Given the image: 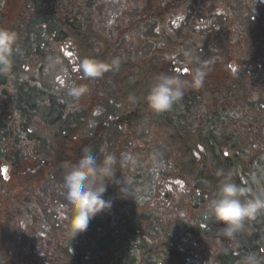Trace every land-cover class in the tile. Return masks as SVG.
<instances>
[{
  "label": "trees",
  "instance_id": "trees-1",
  "mask_svg": "<svg viewBox=\"0 0 264 264\" xmlns=\"http://www.w3.org/2000/svg\"><path fill=\"white\" fill-rule=\"evenodd\" d=\"M99 1L102 0H3V4L0 6V28H6L17 35L11 74H0V105L7 103L9 108L18 116L16 119H12V126L11 123L6 126L0 120V144L6 141L5 144L7 145H16L20 135H24L26 142L31 143L34 140V132L28 133L24 130L28 128L31 122L44 124L43 126L52 130L55 136V145H46L49 152L53 153L52 158L48 155L43 158V160L51 162L50 168L56 164L67 165L66 162L69 163V159L66 157L67 151L64 152L65 150L61 148L63 141L68 140L70 143L68 137L71 134H79L80 131L83 132L84 136L89 134L87 127L92 126V123L84 117L85 113H81L78 117V113L72 109L71 104L68 106L60 103L46 95V92L36 83L23 78L22 67L33 62L39 67L41 60L54 44L65 41L70 35L69 33L76 35L81 33L83 25L92 21L94 4H98ZM147 1L149 0H129V3L123 4L125 9L119 19L124 21L125 26H131L129 35L125 37V42L132 41L141 44L146 38L144 32L141 34L138 28L141 25H144L145 29L148 28V25L154 26L155 29L151 35L154 53L166 51L167 59H170V54L171 60L184 54V59L188 64L185 65L186 68L183 71H179L180 79L185 81L184 94L169 110L161 112L162 120L176 134H194L198 142L207 149L205 153L209 154L210 157V161L207 159V162L214 164L213 166L220 165L223 170H226L233 168L235 164L239 166L241 163L242 166H245L255 161L260 170L262 168L264 170V158L261 156L264 154V10H252L254 19H252L250 31L252 33L253 30L251 35L253 38L247 37L248 34L245 33L247 30L242 31L244 34L231 31L226 32L224 37L223 34L213 36L223 37L236 46L240 41L242 44L245 38L252 40L251 47L243 54L239 64L234 66L236 58L231 55L225 58L218 54L206 55L201 51H196L199 49V41L196 35L197 27L202 28L204 26L196 24L198 21L194 20L193 16H190L191 22L187 20L186 29L180 28L177 33H172L165 27H158L159 24L168 25V22H180L183 17H178V14L184 15L182 12L185 7L191 10L192 6L189 7V5L194 3L198 5L200 1L203 3L219 1L221 7L217 8L218 14L222 15L230 8V11L227 12L229 17H237L236 10L232 8V0H153L155 4L151 9H149V2ZM11 2H14V5H11ZM219 2L216 3L218 6ZM19 3L21 8L17 9L12 17L11 10L6 9L7 5L17 7ZM226 4L228 5L226 6ZM262 5L264 7V3ZM208 33L210 32L208 31ZM123 36L125 35L122 34L114 40L112 44L114 50L98 51L96 56L91 59L100 61L101 58L106 57L105 63H110L112 56L109 55V52H112L114 57L119 55L121 45L116 44V41ZM100 37L105 38L106 35L101 34ZM242 38L243 40H241ZM156 62L158 63V61ZM129 64L132 65L133 69L136 66L135 63H131L127 59L122 63L123 66ZM198 67L205 71V75L203 84L194 87L192 84L193 73ZM189 68L190 71H187ZM231 68L234 69V72ZM113 69L115 67L105 71L104 75ZM91 85L97 89L92 95V100H107L100 90L99 81ZM209 89L210 93L207 94ZM109 104L113 105L110 102ZM106 112L101 113L110 115L106 118H100L96 123L97 127H94L93 132L89 134L93 137L88 142L90 151L93 149L94 152H97L100 131L113 128L114 133L116 132L119 136L123 128L132 127L138 121L139 110L120 112V116H113V112H108V110ZM93 114L95 115V112ZM99 114L98 112L96 116L98 117ZM110 117L114 118L113 121L107 122ZM17 123L20 125V129L17 127ZM123 137L127 138V136ZM224 147L228 149L227 151L233 152L232 158L228 155L224 157L225 154L223 156ZM42 153L45 154L46 152L43 151ZM33 155L36 159L40 158L37 152ZM28 158V154L21 150L0 152V162H6L11 166V177L15 172L20 174L18 173L19 169L24 167L22 164L32 163L27 161ZM28 174V172L25 173V175ZM198 175L202 178L206 189L209 186L214 187L216 183L219 186L222 181V178L217 180L213 170H209L204 164ZM43 177L44 175L40 174L39 178L43 180ZM51 179L49 178V181ZM260 181L262 185L260 183L259 185L264 188V179ZM47 184L48 182H45L42 185V190ZM246 184V187H249V183L246 182ZM40 191L38 188L30 189L28 195L32 192L42 193ZM1 192L0 190V230L6 235L11 226L18 225L17 222L23 218L24 213L18 210L22 208L26 198L21 196L14 198L13 196L14 202L11 203L7 200L12 192L10 190ZM197 203L198 207L202 204V200H198ZM255 218L245 220L242 230L236 233L233 239L226 237L227 243L232 246L222 254L225 256L222 264H242V257L251 252H255L262 258L261 251L258 253L256 252L257 248H253L252 242L255 239L251 236L257 232L259 237L256 240L260 239L261 243L264 242V218L261 217L258 220ZM251 223L253 226L251 232L246 235L243 231ZM0 249L5 251L4 244L0 243ZM166 251L173 254L169 247L166 248ZM19 252L21 253V251ZM22 259L20 260L21 264H27L26 256L22 255ZM9 260H12V256L4 253L2 264Z\"/></svg>",
  "mask_w": 264,
  "mask_h": 264
},
{
  "label": "rangeland",
  "instance_id": "rangeland-1",
  "mask_svg": "<svg viewBox=\"0 0 264 264\" xmlns=\"http://www.w3.org/2000/svg\"><path fill=\"white\" fill-rule=\"evenodd\" d=\"M147 2H149V9H151V7L155 4V1L153 0H149ZM217 2L219 1H216V3ZM232 2V8L236 10L235 14L237 17H229L227 12L230 11V8L222 15L218 14L217 8L221 7L220 2L218 6V4L213 2L203 3L200 1L198 5L195 3L190 4L189 7L192 6L191 10L186 7L183 9V12L179 10L184 13V15L181 13L178 14V17H183L180 22H168V25L159 24L158 27H165L170 30V32L177 33L180 31V28L186 29L187 20H190L191 22L192 19L190 16H193L194 20L198 21L196 24L204 26L202 28L197 27L198 32L196 35L197 40L199 41V49L196 51H201V53L206 55L218 54L225 58L231 55L236 58V62L233 65L237 66L241 61V57L244 56L243 54H245L246 50L251 47L250 45H252L253 42L252 40L245 38L242 44H240V41L236 46L223 37L226 35V32L228 33L232 31L244 34L242 31L247 30L245 32L248 34L247 37L253 38V36H251L253 30L252 33L250 31L251 23H253L252 19H254L252 10H264V7H262L264 0H232ZM124 3H129V0H102L99 1L98 4H94L95 9L92 13V21L83 25L81 33H78V35L69 33L70 35L65 41L54 44V46L41 60L40 65H38L40 66V72H37V65L34 62L28 63L22 67L23 78L36 83L44 92H46V95H49L51 98L59 101L60 103L67 104L68 106L71 104L72 109L78 113V117L81 113H85L84 117L91 123L97 121L98 117L104 118L107 114H103L101 112L107 113V110L108 112H113V116H120V112L125 113L139 110L137 114L138 121L136 124L129 128H123L119 136L116 132L114 133L113 128L104 134L99 133L98 144L103 145L101 149L102 152L105 151V154H99L97 158L98 160H103L104 156L108 155V153L112 155L111 150H113L114 147L125 146L124 151L121 149L116 150V153H118V156L120 157L118 161L119 163L114 166L117 171L116 176L118 178L120 177L122 180L128 177L133 178L128 179L127 186L129 191L131 190L132 193L139 192L147 196L148 200L146 201V204L148 207L144 206L143 209L148 208L150 210L156 206L152 203L149 197L155 200V193L157 192H160L161 194L167 193L169 197L174 198H180L182 194L187 193V187L190 185V179L187 173L182 174L181 170L184 169L189 173L190 171H193V177L196 184H198L201 181L196 178L203 164L206 165L209 170H213V174L217 180L221 178L223 180L224 175L231 173V179L236 184L246 187V182H248L249 187L246 188H250L253 194H264V188L260 186L262 185L260 180L264 179V170L263 168L260 170L255 161H252V163L245 166H242L241 163H239V166L235 164L233 168L226 170H223L220 165L213 166L214 164H209L207 162V159L210 161L209 154L205 153L207 149L198 142V139L194 137V134L174 133L173 129L160 117L161 112L156 113L147 106L145 98L149 93L150 88L156 82V78L160 74L179 76V71H183L188 64H186L184 54H181L180 56L178 55L176 58L171 60L170 54V59H167L168 54L166 51H161L158 54L154 53V47L152 46L153 39L151 37L152 32L155 29L154 26L150 27V25H148V28L145 29V26L141 25L138 28L141 34L144 32V37L146 38V40H144L141 44L133 43L132 41L125 42V37L129 35L131 26H125L124 21L119 19V16L125 9L123 5ZM2 4L3 0H0V6H2ZM11 5H14V2H11ZM20 5V3L17 7H9V5H7L8 7L6 9L11 10V16L13 17L17 9L21 8ZM227 5L228 4H226V6ZM159 20L162 21V19ZM171 27L174 28L172 29ZM208 31L210 33H208ZM101 34H105L106 37L101 38ZM122 34L125 36L121 39H117L116 41V44L121 45V52L119 55L114 57L113 53L109 52V55L112 56V60L114 58L119 59L120 62L118 67H115L112 71L106 72L105 75L103 73L101 76L96 78H81L79 68L80 71L83 72L81 67L82 63L96 56L98 51L106 49L114 50V46H112V44L114 40ZM217 34H223V37H213ZM241 40H243V38ZM235 42L238 41L235 40ZM126 59L131 61V63L136 64L134 69L130 64L126 66L122 65L123 61ZM105 60L106 57L100 59L102 62H105ZM112 60L109 64H111ZM156 61H158V63ZM190 68L187 69V71H190ZM232 72H234V69H232ZM97 81H99L101 85L100 90H102L103 95L107 98V100H92V95L97 89L91 84H94V82ZM72 86H84L87 91L79 98H75L68 94L69 88ZM209 93L210 89L207 91V94ZM109 102L113 105H110ZM0 112L4 114V118H1V122L7 126L8 123H11V120L10 118H7L6 115L12 113L13 111L9 108L7 103H4L0 105ZM94 112L95 115L93 114ZM98 112L100 114L97 117L96 114ZM43 125L44 124L39 122H35V124L32 125L35 128L36 134L34 135L40 136V139L42 140V144L39 148L40 151H37L38 156L40 157L39 160L37 159V162L39 163L44 161L43 158H46V155L52 158L53 153L49 152L46 145H55L54 133L52 130H48L47 127H44ZM93 128L94 126L87 127L89 130H92ZM130 130L131 133L129 132ZM72 136L73 134L68 137L70 142L72 141ZM123 136H127V138ZM130 142L134 144H129ZM5 143L6 141L2 142V144ZM145 143L147 145L146 151H142L139 145ZM133 147H136L138 150L135 151L132 149ZM227 150V148L222 150L223 156L225 154L224 157L228 155V157L232 158L233 152ZM43 151L46 153L43 154ZM27 154L29 156L27 161H31L34 155L31 153ZM68 156L70 155L68 154L66 156L67 159ZM261 156L264 158V154ZM127 161L132 165V169L122 168ZM32 163L22 164L24 167L19 169L18 173L20 174H16V172L14 173L9 181L10 185L14 178H19L20 182L25 181L29 183L22 184L21 186L23 187L31 185L30 183L35 180L37 185L35 187L41 190L40 192H42V195H46V201H44V203H47L48 205H56L61 202L66 208H68V210H61L57 208L59 211L55 210V213L54 209H52L51 213V209L47 211L43 210L46 213L45 216L53 220L55 224H58L59 221H64V217H67V219L71 218L72 210H70L71 206L67 204L65 198L66 190L63 187V177L68 170L67 167L72 165V163L69 162L67 165L56 164L53 165L52 168L48 169L42 167L44 164L40 166L38 163L37 165ZM209 165L211 166L209 167ZM168 170H173V173L168 174ZM27 172L29 174L25 175ZM218 172H222L224 175H217ZM40 174L44 175L43 180L39 178ZM22 177L25 179H21ZM49 178H52L51 181H49ZM29 179L31 181H29ZM47 179L48 181H46ZM247 179H249V181H246ZM45 182H48V184L44 187L45 189L42 190V185ZM103 182L107 181L105 180ZM115 186L116 185L113 182H107L106 192L109 193L108 188ZM35 187L34 190L36 189ZM168 187H171L173 191H177L174 193H178V196L171 193ZM217 187L218 183H216L214 187L209 186L212 190H216ZM11 196L8 197L10 201L13 200L12 198L14 195L11 193ZM213 196L214 193L209 195V198L211 199ZM178 204L182 206L187 214V210H190L188 202L182 200L177 202V205ZM163 208L165 211H170V207L167 205H164ZM261 217L264 218V212L259 213L255 219L258 220ZM152 218L154 219L156 217L152 216ZM155 220L156 222L152 226L154 236H157L158 231H163V234L165 235L167 231L170 232L175 228L174 223L170 220H159V217ZM252 227V223L247 225L243 233L246 235L250 234ZM23 230L24 229L17 224L11 226L6 235H4L3 231L0 230V243L5 246L6 249L4 253L6 255H10L11 251L16 252V250H26L28 239ZM56 233L57 232L55 231L54 234L56 235ZM57 234V240L62 241L63 238L66 237V234L64 233ZM255 235L259 236L258 233L255 232L251 238ZM226 245H228V243ZM254 245L255 246L253 247L257 248L256 252L258 251L259 253L261 251V259L264 260V242L261 243L260 241L257 243L254 241ZM231 246L226 247L229 248ZM27 251L28 250H26V252ZM180 251V259L177 264H187L189 260L186 258V253L184 251L182 252V250ZM111 253H114V250ZM112 257H114V255ZM4 264L18 263L9 260ZM98 264H101V261H98Z\"/></svg>",
  "mask_w": 264,
  "mask_h": 264
},
{
  "label": "flooded vegetation",
  "instance_id": "flooded-vegetation-1",
  "mask_svg": "<svg viewBox=\"0 0 264 264\" xmlns=\"http://www.w3.org/2000/svg\"><path fill=\"white\" fill-rule=\"evenodd\" d=\"M6 116L12 119L18 117L14 112ZM1 118H4L2 112H0ZM34 124L35 122H31L24 131L34 132V136L35 128L32 126ZM17 127L20 129L19 124ZM87 130L91 134L94 129ZM106 132L107 130H103L99 133L104 134ZM89 134L84 136L83 132L80 131L79 134L73 135L70 143H68V140L63 141L61 148L65 150L64 152H68L72 164L80 159L84 149L87 148L90 151L88 142L93 137ZM40 146V136H34V140L28 143L24 135H20L16 145L0 144V152H17L21 150L34 154L40 151ZM139 146L142 151H146V143ZM101 147L103 145H97L98 153L94 152L93 149L90 152L96 157L99 154H105V151L102 152ZM119 149L124 151L125 146L114 147L111 150L114 157L116 150ZM132 149L136 151V147ZM108 155L110 154L108 153ZM115 158L116 164H118L120 157ZM31 161L34 165L39 163L35 156ZM4 163L5 168L0 162L4 169H8L10 164ZM43 163L45 167L50 166L49 161H43ZM208 163L210 164V162ZM122 168L132 169V165L127 161ZM128 179L133 178L123 179L125 186L122 189L127 197H121L117 185L108 188L109 193L105 192L104 198L113 201L112 208L95 216L90 221L87 231L72 239L70 218L64 217V221L55 224L53 220L45 216L46 213L43 211L51 209V213L54 209L55 213V210L59 211L57 208L68 210L65 205L61 202L56 205L44 203L46 195H42V193L32 192L29 194V198L25 186H20L19 178L13 179L12 186L9 182L11 179L8 176L6 180L1 178L0 182L4 183H0L1 191L10 190L14 197L26 198L22 205L24 209L18 210L23 212L24 216L17 223L24 229L28 239L26 248L28 251H21V253L19 250H16V252L11 251L12 261L21 264L20 260L24 255L27 264H98V261H101V264H177L180 259V250H182L186 253L187 260H189L187 264H222L225 259L222 254L226 251L227 240L222 234V225L217 223L214 217L207 214L206 210V205L210 199L209 195L213 193L215 195V190L206 189L205 184L199 188L193 182L195 179L192 176L191 181L193 183L190 182L187 193L182 194L180 198H174L169 197L167 193L157 192L155 193V200L149 197L152 203L156 205L149 210L148 208L143 209L144 206H147V196L139 192L132 193L131 190L129 191ZM102 182L98 181L97 183ZM168 189L171 193L177 192L173 191L171 187H168ZM174 195L178 196V193H174ZM202 199H205V201L203 207L199 209L197 208V201ZM182 200L187 201L190 205L187 214L182 206L177 205V202ZM164 205L169 206L170 211H165ZM152 216L159 217V220L172 221L176 229L174 228L170 232L167 231L165 235L163 231H158L157 236H154L152 226L155 224L156 218L153 219ZM55 231L66 234V237L62 241L57 240L56 235L58 234L55 235ZM167 247L172 249L173 254L166 251ZM113 250L114 253H111ZM218 251L221 255L218 254ZM3 255L4 251L0 249V264H2ZM113 255L114 257H112Z\"/></svg>",
  "mask_w": 264,
  "mask_h": 264
},
{
  "label": "clouds",
  "instance_id": "clouds-1",
  "mask_svg": "<svg viewBox=\"0 0 264 264\" xmlns=\"http://www.w3.org/2000/svg\"><path fill=\"white\" fill-rule=\"evenodd\" d=\"M17 41L15 32L0 28V74H11L13 67L14 45ZM119 59L114 58L105 63L89 59L82 63L85 77L96 78L105 71L118 67ZM205 71L196 68L193 73L192 84L199 87L203 84ZM185 81L179 76L160 74L146 96L147 106L156 113L169 110L184 94ZM87 89L84 86H72L68 94L79 98ZM116 158L105 155L99 160L87 148L83 150L80 159L68 167L63 177V187L67 204L71 206L72 215L70 228L72 239L87 231L90 221L98 214L110 210L113 201L104 198L107 182L111 181L118 187L121 197H127L124 192V181L116 176ZM217 175H224L218 172ZM232 174L224 175L215 195L209 199L207 214L214 217L222 225V234L233 238L242 230L245 220L254 219L264 212V194H252L250 188L242 187L231 179ZM107 181L97 183L98 181ZM242 264H264L255 252L242 257Z\"/></svg>",
  "mask_w": 264,
  "mask_h": 264
},
{
  "label": "bare ground",
  "instance_id": "bare-ground-1",
  "mask_svg": "<svg viewBox=\"0 0 264 264\" xmlns=\"http://www.w3.org/2000/svg\"><path fill=\"white\" fill-rule=\"evenodd\" d=\"M257 237H259V236L255 235L253 238L255 239V242L259 243V242H260V239H259V240H256ZM252 245L255 246V245H254V242H253ZM226 246H230V245L228 244V245H225V247H226ZM227 248H228V247H226V251H227ZM253 248H254V247H253ZM258 249H260V248H258ZM257 252H258V251H257ZM218 254L221 255L220 251H218ZM223 256H224V255H223Z\"/></svg>",
  "mask_w": 264,
  "mask_h": 264
}]
</instances>
